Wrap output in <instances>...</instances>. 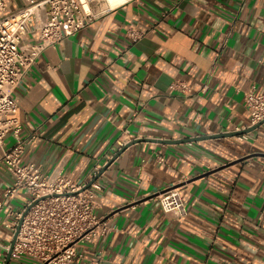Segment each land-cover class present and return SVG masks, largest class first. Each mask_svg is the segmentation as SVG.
<instances>
[{
  "label": "crops",
  "instance_id": "1",
  "mask_svg": "<svg viewBox=\"0 0 264 264\" xmlns=\"http://www.w3.org/2000/svg\"><path fill=\"white\" fill-rule=\"evenodd\" d=\"M2 2L0 16L24 6ZM95 9L87 28L45 49L16 90L20 135H34L23 161L44 173L59 168L88 182L122 148L118 140L147 139L97 178L96 211L113 228L78 242L85 258L73 264L98 255L105 264H264V122L244 139L158 141L246 129L244 92L264 88V0H99ZM178 79L191 90L172 89ZM13 143L9 134L4 147ZM173 186L184 216L161 208L159 194ZM26 200L19 192L0 206V264L12 212ZM37 263L12 254L8 264Z\"/></svg>",
  "mask_w": 264,
  "mask_h": 264
},
{
  "label": "built area",
  "instance_id": "2",
  "mask_svg": "<svg viewBox=\"0 0 264 264\" xmlns=\"http://www.w3.org/2000/svg\"><path fill=\"white\" fill-rule=\"evenodd\" d=\"M23 1L24 6L17 12L0 16V146L3 148L0 171L7 175L2 197L5 201L19 192L27 196L24 206L12 212L14 233L20 224L12 254L31 255L37 259V264H73L85 258L77 247L78 242L96 234L106 238L113 228L96 211L97 179L81 191L97 172L91 174L87 182L59 168L44 173L35 163L23 161L26 145L34 135H20L22 124L16 115V90L47 47L56 46L62 39L87 28L99 16L95 9L99 0ZM0 3L3 4L2 0ZM33 32L39 35L29 39ZM170 87L185 93L191 90L186 81L179 79ZM244 104L250 113L249 123L244 128L264 120V88L257 90L253 86L246 90ZM9 134L14 137V143L4 147ZM249 137V133L240 135L242 139ZM118 143L123 147L126 142L120 139ZM156 158L161 162L165 156L157 151ZM158 197L164 212L187 214L178 187L166 188ZM88 264H105V260L98 255L89 259Z\"/></svg>",
  "mask_w": 264,
  "mask_h": 264
},
{
  "label": "water",
  "instance_id": "3",
  "mask_svg": "<svg viewBox=\"0 0 264 264\" xmlns=\"http://www.w3.org/2000/svg\"><path fill=\"white\" fill-rule=\"evenodd\" d=\"M264 120H262L261 122H259L258 124L254 125V126H251V127H248L246 129H242V130H236V131H233V132H227V133H220V134H213V135H210V136H198V137H194V138H186V139H180V140H171V139H162V140H158L160 142H164V143H178V142H184V141H188V140H201V139H206V138H213V137H218V136H227V135H241V134H244V133H249L253 130H255L257 127H259V125L261 123H263ZM142 140H147V139H139V140H134L133 142H131L130 144L132 143H135V142H139V141H142ZM156 140V139H155ZM130 144H126L124 145L112 158L111 160H109V162H107V164H105V166L101 169L100 172H98V174H96V176L91 179L82 189V190H85L86 188H89L91 186V184L105 171V169L115 160V158L124 151V149L130 145ZM35 202H33L34 204ZM31 204V205H33ZM31 205L26 209L25 213L27 212V210L31 207ZM21 223V222H20ZM20 227V224L17 228V230L15 231L14 233V237H13V240H12V243L10 245V248H9V252H8V257H7V260L5 262V264H8L11 257H12V253H13V247H14V243L16 241V238H17V234H18V229Z\"/></svg>",
  "mask_w": 264,
  "mask_h": 264
},
{
  "label": "bare ground",
  "instance_id": "4",
  "mask_svg": "<svg viewBox=\"0 0 264 264\" xmlns=\"http://www.w3.org/2000/svg\"><path fill=\"white\" fill-rule=\"evenodd\" d=\"M108 1H109V3H110L111 5L115 6V5H117V4L122 3V2L125 1V0H108Z\"/></svg>",
  "mask_w": 264,
  "mask_h": 264
}]
</instances>
